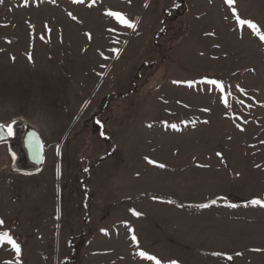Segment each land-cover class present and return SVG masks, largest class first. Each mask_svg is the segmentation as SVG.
<instances>
[{"label":"rangeland","instance_id":"rangeland-1","mask_svg":"<svg viewBox=\"0 0 264 264\" xmlns=\"http://www.w3.org/2000/svg\"><path fill=\"white\" fill-rule=\"evenodd\" d=\"M261 36L264 0H3L0 123L45 157L0 147V264H264Z\"/></svg>","mask_w":264,"mask_h":264},{"label":"water","instance_id":"water-1","mask_svg":"<svg viewBox=\"0 0 264 264\" xmlns=\"http://www.w3.org/2000/svg\"><path fill=\"white\" fill-rule=\"evenodd\" d=\"M0 125H4L1 124ZM21 128L9 136L4 125L0 132V145L7 144L11 151L18 155V168L21 173L34 174L43 167L45 146L39 131L27 124H20Z\"/></svg>","mask_w":264,"mask_h":264},{"label":"snow or ice","instance_id":"snow-or-ice-1","mask_svg":"<svg viewBox=\"0 0 264 264\" xmlns=\"http://www.w3.org/2000/svg\"><path fill=\"white\" fill-rule=\"evenodd\" d=\"M3 0H0V3H2ZM73 3H83V0H72ZM225 3L229 6V7H232L233 4H234V0H225ZM235 15V12L233 13ZM69 15L71 16V13H69ZM107 15H109L110 17H114L116 18L122 25L128 27V28H134V25L132 23H130L126 18H124L123 16H121L119 13H115V12H109L107 13ZM73 19H75V17H73ZM237 20H238V24L243 26V25H247L248 28L254 30V31H259L257 25L255 23H252L250 21H245L243 19H240L239 17H237ZM261 40H264V36H261ZM208 83H211L213 85H216L221 91L224 90V86L223 85H220V84H217V82L215 80H212V81H209ZM191 86V85H189ZM225 107H228L227 105V102L225 101ZM171 127L173 129H176V125H171ZM4 131V125H0V132H3ZM7 133L8 135H11L12 134V129L11 127L7 128ZM149 163H154L153 161L149 160ZM160 167H164V165H159ZM253 206H259V207H264V201H261L259 199H254L250 202ZM201 207H208V205H201ZM231 207H235V205H231ZM133 215H136V216H139L140 214L133 211ZM3 225V221L0 220V226ZM133 241L136 240V237L133 236L132 237ZM7 242L12 250L17 254V256H19L20 254V247L19 245L11 238V236L7 233V232H4V233H0V243H3V242ZM237 255H240L239 253H237ZM139 256L142 258V259H145V260H148V261H154V264H161V262L156 259L155 257L151 256V255H148L146 254L145 252L141 251L139 253ZM227 259L229 260H232V257L229 256L227 257ZM5 264H12L11 261H6ZM17 264H18V261H17ZM173 264H175V262H173Z\"/></svg>","mask_w":264,"mask_h":264},{"label":"flooded vegetation","instance_id":"flooded-vegetation-1","mask_svg":"<svg viewBox=\"0 0 264 264\" xmlns=\"http://www.w3.org/2000/svg\"><path fill=\"white\" fill-rule=\"evenodd\" d=\"M6 130L7 128L11 127L12 129V134L9 136H13V133L16 129L21 128V125L18 123H13L12 125H7L5 126ZM0 147H5L9 157H10V168L15 172V173H21L19 171V167L21 164L18 163V155L14 153L13 151L10 150L9 146L7 144L0 145Z\"/></svg>","mask_w":264,"mask_h":264},{"label":"bare ground","instance_id":"bare-ground-1","mask_svg":"<svg viewBox=\"0 0 264 264\" xmlns=\"http://www.w3.org/2000/svg\"><path fill=\"white\" fill-rule=\"evenodd\" d=\"M6 126V125H5Z\"/></svg>","mask_w":264,"mask_h":264}]
</instances>
